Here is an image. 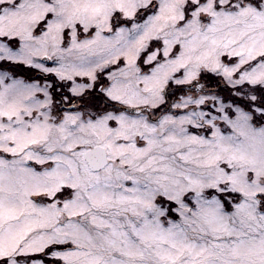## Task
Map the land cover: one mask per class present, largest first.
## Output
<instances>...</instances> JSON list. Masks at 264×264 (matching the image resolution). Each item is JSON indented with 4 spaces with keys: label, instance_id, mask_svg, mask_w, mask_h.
<instances>
[{
    "label": "snow or ice",
    "instance_id": "1",
    "mask_svg": "<svg viewBox=\"0 0 264 264\" xmlns=\"http://www.w3.org/2000/svg\"><path fill=\"white\" fill-rule=\"evenodd\" d=\"M0 264H264V0H0Z\"/></svg>",
    "mask_w": 264,
    "mask_h": 264
}]
</instances>
